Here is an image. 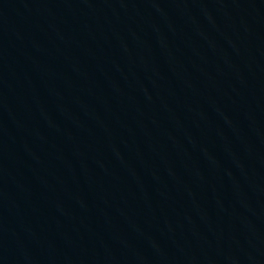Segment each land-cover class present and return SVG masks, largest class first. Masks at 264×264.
<instances>
[{
    "label": "water",
    "instance_id": "obj_1",
    "mask_svg": "<svg viewBox=\"0 0 264 264\" xmlns=\"http://www.w3.org/2000/svg\"><path fill=\"white\" fill-rule=\"evenodd\" d=\"M0 264H264V0H0Z\"/></svg>",
    "mask_w": 264,
    "mask_h": 264
}]
</instances>
